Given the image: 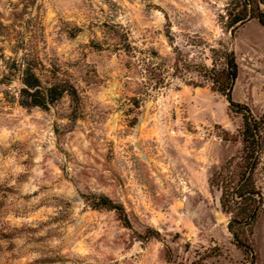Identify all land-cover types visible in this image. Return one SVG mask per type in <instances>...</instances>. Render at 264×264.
<instances>
[{"label":"rangeland","instance_id":"374dc122","mask_svg":"<svg viewBox=\"0 0 264 264\" xmlns=\"http://www.w3.org/2000/svg\"><path fill=\"white\" fill-rule=\"evenodd\" d=\"M229 1L0 0V264L245 263L209 183L241 155L243 120L198 73L230 44L232 100L264 113V28L231 36ZM148 58L165 87L149 86ZM26 68L79 102L20 107ZM248 243L264 264V212Z\"/></svg>","mask_w":264,"mask_h":264},{"label":"trees","instance_id":"16d2710c","mask_svg":"<svg viewBox=\"0 0 264 264\" xmlns=\"http://www.w3.org/2000/svg\"><path fill=\"white\" fill-rule=\"evenodd\" d=\"M221 19L225 20L224 27L231 36H234L238 27L254 20L264 28V0H230L225 9V16ZM210 53L219 59H212L210 69L201 66L199 76L206 82H210L226 99L231 112L242 117L243 128L240 134L241 155L231 158L213 172L209 183L220 193V209L229 219L227 228L234 245L243 252L244 264H257V254L248 243V238L252 235L259 216L264 212V193L258 187L256 179L258 173L264 176V170L261 168L264 154V113L255 116L247 106L232 100L231 93L238 76V65L230 44L220 45V49H210ZM153 56L155 60L158 59L156 53H153ZM148 59L141 68L149 86L154 90L165 87L167 75L157 64L152 63L153 58ZM220 60L223 62L221 68L218 65ZM177 71L178 69L175 68V72ZM20 83L18 104L24 109L48 111L65 96L75 103L79 102L77 90L70 83L51 84L44 87L31 68L23 70ZM202 85L193 84L192 86L201 87ZM92 207L114 212L123 225L131 229L124 208L114 204L107 197L98 198ZM152 236H159V234L149 231L145 238Z\"/></svg>","mask_w":264,"mask_h":264}]
</instances>
